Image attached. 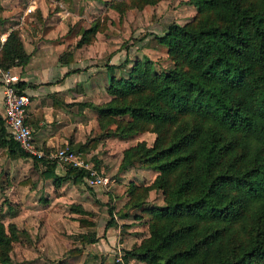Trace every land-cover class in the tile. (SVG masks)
Returning a JSON list of instances; mask_svg holds the SVG:
<instances>
[{"label": "trees", "instance_id": "16d2710c", "mask_svg": "<svg viewBox=\"0 0 264 264\" xmlns=\"http://www.w3.org/2000/svg\"><path fill=\"white\" fill-rule=\"evenodd\" d=\"M190 2L203 15L195 25L171 22L154 34L173 63L155 70L149 59L137 60L117 76L126 51L106 63L111 98L93 104L102 121L118 123L122 137L156 133L151 145L142 140L123 150L122 168L135 161L153 168L158 173L147 189L160 188L165 196V204L144 208L150 235L123 250L124 257L147 264H264V0ZM28 59L17 32H9L0 66ZM16 87L25 92L26 82ZM0 147L29 155L1 114ZM47 163L42 176L58 183L56 162ZM83 176L84 169L69 167L62 178L78 183ZM248 215L256 231L240 247H229L235 223L246 230ZM12 235L0 221V264H9Z\"/></svg>", "mask_w": 264, "mask_h": 264}, {"label": "rangeland", "instance_id": "374dc122", "mask_svg": "<svg viewBox=\"0 0 264 264\" xmlns=\"http://www.w3.org/2000/svg\"><path fill=\"white\" fill-rule=\"evenodd\" d=\"M19 2L20 9L28 7V0ZM42 3L45 18L63 23L55 38L63 37L68 43L58 61L64 64L77 61L78 66L68 70L77 77L73 90L77 91L78 117L90 125L84 127L83 137L78 141L72 139L43 148L54 151L57 146L67 145L80 151L110 181L91 187L85 175L75 183L71 177L62 178L65 171L57 168L56 175L61 179L56 183L55 178H44L41 174L47 167L46 160L0 147V221L8 233L14 230L7 247V261L147 264L136 257L125 258L123 250L134 248L150 235L151 214L144 208L165 204V196L160 188L147 189L158 173L156 170L142 167L138 161L123 169L121 163L125 148L142 140L151 145L156 133L146 129L122 137L116 133L118 123L102 121L93 104L111 98L106 89L107 62L118 61V56L124 58L129 50L127 63L122 69H115L117 76L125 74L137 60L149 59L155 70L168 67L173 63L171 56L154 34L171 22L195 25L203 15L190 0H42ZM30 13L40 16L41 11L36 6ZM91 140L94 146L89 145ZM243 222L246 230L235 223L229 247H240L256 231L249 215ZM92 238L96 240L89 241Z\"/></svg>", "mask_w": 264, "mask_h": 264}, {"label": "crops", "instance_id": "0c3cea01", "mask_svg": "<svg viewBox=\"0 0 264 264\" xmlns=\"http://www.w3.org/2000/svg\"><path fill=\"white\" fill-rule=\"evenodd\" d=\"M20 0H0V32L16 31L23 48L29 54L25 64H13L8 69L26 82L25 92L30 98L27 108V122L32 126L38 145L51 147L61 142L80 140L87 121L79 119L77 91L73 89L78 66L74 59L60 63L58 56L68 41L56 40L55 34L63 26L47 19L42 0H28L31 11L39 7L41 14L20 9ZM43 17V18H42ZM71 59V58H70ZM77 87V86H76ZM0 82V114L3 115V92ZM76 95V97L74 96Z\"/></svg>", "mask_w": 264, "mask_h": 264}, {"label": "built area", "instance_id": "2783aa9c", "mask_svg": "<svg viewBox=\"0 0 264 264\" xmlns=\"http://www.w3.org/2000/svg\"><path fill=\"white\" fill-rule=\"evenodd\" d=\"M26 11H31L27 7ZM7 38L6 32H0V48ZM19 76L10 69H4L0 66V82L3 92V119L10 135L18 142L20 148L31 156L42 158L47 162H56V169L67 168L84 169L85 180L91 187L104 186L109 183L110 178L107 175L98 173L89 160H86L80 151L57 146L54 151L46 150L38 145L34 138L32 126L27 122V108L30 98L26 92H19L16 82Z\"/></svg>", "mask_w": 264, "mask_h": 264}]
</instances>
